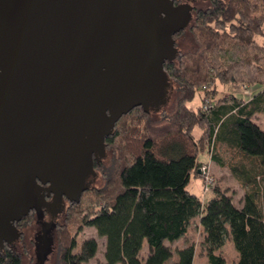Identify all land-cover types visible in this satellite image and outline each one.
I'll list each match as a JSON object with an SVG mask.
<instances>
[{"label":"trees","instance_id":"1","mask_svg":"<svg viewBox=\"0 0 264 264\" xmlns=\"http://www.w3.org/2000/svg\"><path fill=\"white\" fill-rule=\"evenodd\" d=\"M186 29L199 48L179 51L163 64L176 97L173 110L135 106L118 116L103 140L114 153L103 184L71 199L55 227L57 264H83L94 257V238L79 245L76 240L84 227L105 238L99 264H194L193 245L177 249L176 258L169 245L186 234L194 217L203 229L208 264H225L216 251L227 238L238 253L235 264H264V129L253 121L255 114H264V45L255 39L264 34V0H214ZM216 82L263 89L247 102L234 96L231 103L209 100L205 108L201 96L196 108L188 105L201 86ZM160 111L163 117L151 119ZM209 144H224L239 155L230 164L212 155L243 188L239 205L217 187L205 201L186 187ZM101 162L94 166L101 168ZM87 192L92 195L84 204ZM30 221L26 214L23 224ZM1 246L0 264H22L17 250Z\"/></svg>","mask_w":264,"mask_h":264},{"label":"water","instance_id":"2","mask_svg":"<svg viewBox=\"0 0 264 264\" xmlns=\"http://www.w3.org/2000/svg\"><path fill=\"white\" fill-rule=\"evenodd\" d=\"M189 19L172 0H0V232L39 209L41 185L67 194L118 116L166 104Z\"/></svg>","mask_w":264,"mask_h":264},{"label":"rangeland","instance_id":"3","mask_svg":"<svg viewBox=\"0 0 264 264\" xmlns=\"http://www.w3.org/2000/svg\"><path fill=\"white\" fill-rule=\"evenodd\" d=\"M204 7V6H203ZM188 29V28H187ZM186 31L181 34L179 37L176 35L175 40L180 41L179 45V50H196L199 48V45L196 43L195 39L192 37V35ZM256 41H258L260 44L264 45V34L262 36H256L255 37ZM161 77H159L160 79ZM157 83H155L153 86H151L152 93L157 94L158 89H157ZM263 89L262 85L259 84H249V83H232V82H226V83H214L211 85H206V87H200L198 91L195 94V97L193 101H190L188 105L192 108H196L199 104H201V96H204V102L205 100H213L214 103H219L223 101H230L233 102L234 96H236L238 99H240L242 102L244 101H249V99L258 91ZM149 90V92H150ZM149 92L140 95L136 98H134L133 101H143V100H148L149 98H152L153 95H151ZM159 94L161 92L159 91ZM175 93L172 95L171 99L169 98L166 104L161 108V110H165L166 112H169L170 110H173L174 105H175V99L176 97L174 96ZM212 98V99H211ZM203 103V102H202ZM162 111L159 112H154L152 113V118L151 119H160L163 117V114H161ZM151 120L152 125H156L155 121ZM253 121L262 129H264V114L263 113H257L253 116ZM201 133V130H198L196 133V136ZM217 155L221 160L225 161V163H233L239 159V155L235 153L232 149L227 148L224 144H217L214 146L213 144H209L208 146L202 150L199 159L201 161V167L199 168L200 171L199 173H194V175H191L190 181L188 185L186 186L187 189L190 192H193L197 194L202 200L208 199L212 193V187H217L220 190L227 191L228 194L232 196L233 202L237 205L240 204L241 198L243 197L244 190L243 188L239 185L235 177L230 173L227 167L219 165L216 161L212 159V155ZM113 157L114 153L110 151V148H108L107 156L106 158L103 159L101 163H103V166L101 168H96V173L94 177L93 187L98 188L100 187L103 182H104V177H103V170L108 169L109 167H112L113 164ZM93 164L92 166L89 165L88 167L86 166L85 170L75 180L69 188L66 189V192L68 195H76L79 189L84 185L85 180L87 179V176L90 177L93 172ZM204 172L206 173L208 179L210 182H208V191H204V186L206 183V176L204 175ZM92 193L87 192L84 194V204H87L88 199L91 197ZM90 201V200H89ZM36 219L34 218L31 222L35 224ZM61 221V220H60ZM38 223V222H36ZM40 224V222H39ZM35 226H37L35 224ZM73 231V228L71 229ZM33 232L30 231L28 235L26 234L27 238H32L33 237ZM16 237V230L14 227H9L8 230L5 232H0V241L3 240V238H6L8 242H11L14 240ZM94 238L97 242V251L94 255L93 258H91L89 261L83 263V264H99V262H103V251H104V245H105V238L100 237L97 235L96 230L93 227H84L82 230H80L78 233H76V240L79 243L83 239H90ZM28 242V240H27ZM203 229L199 225L198 217H194L191 220L190 225L188 226L187 232L184 236L180 237L173 243H170V247L173 250L174 253V258H176V250L183 248L187 245H193L195 247V254H194V264H208L207 257L205 250L203 248ZM77 246L74 251L78 250ZM17 251L21 254L22 257V264H36V259L33 254V249L34 247L29 245V248L26 246H22V243L17 246ZM146 253V245L145 243L143 244V247L140 251V255H145ZM216 254H221L224 259H225V264H235L237 258H238V253L234 247V244L230 238H227L224 242V245L222 248H220L218 251H216ZM46 257V261H44V264H57L58 262V251H57V246L55 243V249L54 253L51 254V256Z\"/></svg>","mask_w":264,"mask_h":264},{"label":"flooded vegetation","instance_id":"4","mask_svg":"<svg viewBox=\"0 0 264 264\" xmlns=\"http://www.w3.org/2000/svg\"><path fill=\"white\" fill-rule=\"evenodd\" d=\"M174 6L183 5L188 8L190 19L188 21V24L186 27H188L191 22L199 15L201 11L207 10L214 0H172ZM204 6V7H203ZM186 30H182L181 34H183ZM187 32H189L187 30ZM190 33V32H189ZM176 35H173L174 39V47L176 48V53L173 57L178 54L180 41H177ZM180 35V33H179ZM179 35L177 37H179ZM172 59V60H173ZM168 61V60H166ZM165 61V62H166ZM164 62V63H165ZM163 63V64H164ZM168 98L171 99L173 95V89L170 88L168 90ZM108 149L104 146V154L97 155L96 157L93 155V169L94 173H96L95 164L96 162L103 161L104 158L107 156ZM96 176V175H95ZM94 175L90 176L86 180V186L85 188H90L93 186L94 181ZM41 196H42V204L40 205L39 209H30L27 214H31L32 220L35 218L37 226H35L34 223L31 221L29 223L23 224V218H25L26 215L20 216L21 218H16V220H13L11 222V226L14 227L16 230V237L13 241L8 242L6 238H3V240L0 241L1 248L6 246H11L15 250L17 249V246L22 243V246H26L29 248V245L34 247L33 254L36 259V264H44V261H46L47 256H51L52 253H54L55 249V227L56 225L62 220L63 215L69 206L71 202V197H69L67 194L62 193V195L58 196L55 195L54 192L50 191L48 188V185H41ZM81 195V194H80ZM40 222V224H39ZM30 231L33 232V237L26 239L28 233ZM28 240V242H27ZM48 257V259H49Z\"/></svg>","mask_w":264,"mask_h":264},{"label":"built area","instance_id":"5","mask_svg":"<svg viewBox=\"0 0 264 264\" xmlns=\"http://www.w3.org/2000/svg\"><path fill=\"white\" fill-rule=\"evenodd\" d=\"M205 101H206V102H205L204 107L207 108V107H208V101H209V100L206 99ZM199 171H202V170L199 169ZM202 173H203V171H202ZM204 175L206 176L205 178H206V180H207L206 183H205V186H204V191H208V184H209L208 182H210V180L208 179V177H207V175H206L205 172H204Z\"/></svg>","mask_w":264,"mask_h":264}]
</instances>
